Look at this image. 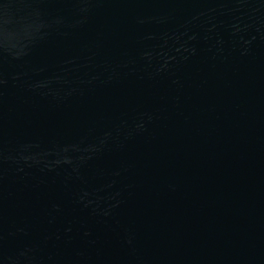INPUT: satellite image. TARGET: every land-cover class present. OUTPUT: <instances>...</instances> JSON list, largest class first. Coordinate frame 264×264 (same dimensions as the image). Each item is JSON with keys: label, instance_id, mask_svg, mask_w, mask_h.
<instances>
[{"label": "water", "instance_id": "95a60500", "mask_svg": "<svg viewBox=\"0 0 264 264\" xmlns=\"http://www.w3.org/2000/svg\"><path fill=\"white\" fill-rule=\"evenodd\" d=\"M0 264H264V0H0Z\"/></svg>", "mask_w": 264, "mask_h": 264}]
</instances>
